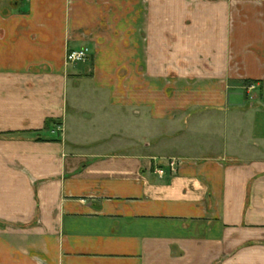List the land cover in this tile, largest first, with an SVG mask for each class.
Instances as JSON below:
<instances>
[{
  "label": "crops",
  "instance_id": "1",
  "mask_svg": "<svg viewBox=\"0 0 264 264\" xmlns=\"http://www.w3.org/2000/svg\"><path fill=\"white\" fill-rule=\"evenodd\" d=\"M0 223V264H264V0H0Z\"/></svg>",
  "mask_w": 264,
  "mask_h": 264
},
{
  "label": "rangeland",
  "instance_id": "2",
  "mask_svg": "<svg viewBox=\"0 0 264 264\" xmlns=\"http://www.w3.org/2000/svg\"><path fill=\"white\" fill-rule=\"evenodd\" d=\"M233 84H236V82ZM255 84H257V83L249 82V81H241V82L237 83V86L244 91V93H243L244 95L242 97V100H244V103L248 106H251L253 104H257L258 100H259L261 89L259 87L256 88ZM59 129L60 128L58 127V129L55 130V132L57 131L58 136L60 135V132H61ZM4 227H6V226L3 225L2 223H0V228H4Z\"/></svg>",
  "mask_w": 264,
  "mask_h": 264
},
{
  "label": "built area",
  "instance_id": "3",
  "mask_svg": "<svg viewBox=\"0 0 264 264\" xmlns=\"http://www.w3.org/2000/svg\"><path fill=\"white\" fill-rule=\"evenodd\" d=\"M88 54H89L88 48H82L78 50L73 49L67 53L66 61L67 63H77L87 58ZM163 165H164L163 161L159 162L158 164V172L160 175H163L165 172ZM167 166H169L171 171L175 172L178 167V162L176 160L169 159L167 161Z\"/></svg>",
  "mask_w": 264,
  "mask_h": 264
},
{
  "label": "trees",
  "instance_id": "4",
  "mask_svg": "<svg viewBox=\"0 0 264 264\" xmlns=\"http://www.w3.org/2000/svg\"><path fill=\"white\" fill-rule=\"evenodd\" d=\"M249 82H254V81H249ZM47 126H49V125H47Z\"/></svg>",
  "mask_w": 264,
  "mask_h": 264
}]
</instances>
